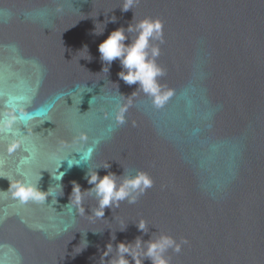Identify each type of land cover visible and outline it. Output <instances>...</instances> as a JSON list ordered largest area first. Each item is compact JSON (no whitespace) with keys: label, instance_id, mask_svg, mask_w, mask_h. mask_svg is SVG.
Listing matches in <instances>:
<instances>
[{"label":"water","instance_id":"water-1","mask_svg":"<svg viewBox=\"0 0 264 264\" xmlns=\"http://www.w3.org/2000/svg\"><path fill=\"white\" fill-rule=\"evenodd\" d=\"M123 4L0 0V264H108L120 242L162 235L182 245L170 264H264V0ZM145 18L163 26L148 49L173 92L162 107L98 50ZM95 170L153 185L97 218ZM13 180L51 195L20 203Z\"/></svg>","mask_w":264,"mask_h":264},{"label":"clouds","instance_id":"clouds-1","mask_svg":"<svg viewBox=\"0 0 264 264\" xmlns=\"http://www.w3.org/2000/svg\"><path fill=\"white\" fill-rule=\"evenodd\" d=\"M137 2L138 0H124L123 7H121L122 11L127 12ZM115 20L116 17L112 16L111 21L115 22ZM162 27V22L159 19L145 18L135 25L130 24L127 29L121 27L112 31L108 38L100 43L98 48L101 60L106 62L107 65H111L117 59L119 60L122 68L118 73L119 78L128 85L138 83L139 88L137 90H141L152 97L156 107H162L173 95L171 90L162 91V86L157 79L163 75V70L155 62V57L159 55V48L152 47L151 53L148 51L151 40L161 39L162 42ZM103 31H96V33L102 34ZM126 33L136 34L131 43H125L129 39ZM103 70H105V67ZM107 70L109 71V68ZM123 111L122 109L117 117L120 124L125 122ZM101 167L107 169L110 164L106 162ZM63 175L64 173L59 177V180H62ZM87 179L88 183L94 187L86 191L94 193L98 200V207L93 213L97 218H103L105 210L109 207L112 209L113 207L118 208L122 201L127 200L130 204L135 203L138 197L153 185L151 177L143 171L137 172L134 176H124L121 180L114 173H108L101 177L98 171L95 170L94 173L88 171ZM10 189L12 196L18 199L20 203L29 201L44 202L51 195L49 190L47 192L40 190L38 184H26L22 180L11 181ZM83 193L81 186L73 182L70 202L79 208L81 215H84L86 211L82 207ZM147 226V222L144 220L138 223L140 230L145 231ZM183 243H187V241L185 240ZM181 247V243H177L174 238L167 235H162L148 242L137 238L134 243L120 242L115 249L116 255L108 261V264H132V261H134V264H144V259H150L152 264H170V259L165 255L166 251L172 248L174 251L180 252ZM112 253L113 246L109 243L102 259ZM129 256L131 261L128 259Z\"/></svg>","mask_w":264,"mask_h":264}]
</instances>
